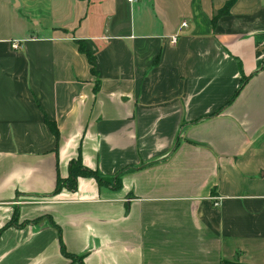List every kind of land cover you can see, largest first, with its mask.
Returning a JSON list of instances; mask_svg holds the SVG:
<instances>
[{
	"label": "crops",
	"instance_id": "1",
	"mask_svg": "<svg viewBox=\"0 0 264 264\" xmlns=\"http://www.w3.org/2000/svg\"><path fill=\"white\" fill-rule=\"evenodd\" d=\"M227 1L0 0V264H264V0ZM78 155L106 183L54 192Z\"/></svg>",
	"mask_w": 264,
	"mask_h": 264
},
{
	"label": "trees",
	"instance_id": "2",
	"mask_svg": "<svg viewBox=\"0 0 264 264\" xmlns=\"http://www.w3.org/2000/svg\"><path fill=\"white\" fill-rule=\"evenodd\" d=\"M234 1L235 0L227 1L225 3V6L223 8H221L220 10H218L215 15H213L212 21L215 20L217 15L220 16V15L224 14L225 12H227L229 7L232 5V3ZM77 48L79 49L80 52L85 54L88 63L91 65V68H90L91 73L92 74L95 73V67L93 64L94 55L91 54L87 49H85V45H84L82 40L77 41ZM230 101H231V99L228 100V102L226 104L230 103ZM45 124L48 125V127L51 129V131L56 136L58 135V130H57V127L54 124V122H52L50 120L49 121L46 120ZM67 169H68V174H67L66 178H60L59 176L57 177L56 184H55L56 188H55L54 192L60 191L63 187H68L71 190H75L77 188V179L79 177H92L98 183L99 182H105L106 183L104 176H101L96 169L95 170L89 169L82 164L81 155H78L76 158L70 159L68 162ZM17 220H18V215H17V212L15 210L12 214V218L3 227L6 228L8 225H13V224L18 226L19 224L17 223ZM4 228H1L0 232ZM59 240H60V244H61L60 234H59ZM61 250L67 257H70V258L76 260L78 262V264H82V258L79 256H75L73 253L65 251L63 244H61ZM220 264H238V263L223 260Z\"/></svg>",
	"mask_w": 264,
	"mask_h": 264
},
{
	"label": "built area",
	"instance_id": "3",
	"mask_svg": "<svg viewBox=\"0 0 264 264\" xmlns=\"http://www.w3.org/2000/svg\"><path fill=\"white\" fill-rule=\"evenodd\" d=\"M127 1H128L129 3H133V2H135L136 0H127ZM181 24H182V25H185L186 22H185V21H182ZM175 39H176V35H172L171 38H170L171 42H174ZM11 47H12L13 49H17V48L19 47V42H18V40H17V41H13V42L11 43ZM15 203H16V204H20V203H22V201L17 200V201H15ZM215 204H216V202H215Z\"/></svg>",
	"mask_w": 264,
	"mask_h": 264
}]
</instances>
